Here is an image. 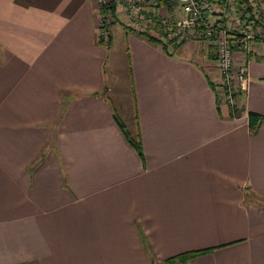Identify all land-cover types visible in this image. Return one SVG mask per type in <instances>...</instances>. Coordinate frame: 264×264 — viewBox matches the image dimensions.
Masks as SVG:
<instances>
[{"label":"crops","instance_id":"0c3cea01","mask_svg":"<svg viewBox=\"0 0 264 264\" xmlns=\"http://www.w3.org/2000/svg\"><path fill=\"white\" fill-rule=\"evenodd\" d=\"M98 8L0 0V264H168L201 249L185 264H264V44L231 113L203 43L164 50L120 24L139 155L113 116L114 24L98 42Z\"/></svg>","mask_w":264,"mask_h":264},{"label":"built area","instance_id":"2783aa9c","mask_svg":"<svg viewBox=\"0 0 264 264\" xmlns=\"http://www.w3.org/2000/svg\"><path fill=\"white\" fill-rule=\"evenodd\" d=\"M176 1L171 14L165 6L157 5V0H97L98 36L108 35L106 25L115 14L131 31H144L150 24L164 27L169 47L191 41L203 43L206 52L212 47L215 89L219 101L234 113L241 108L240 94L248 86V55L253 43L264 44V0L237 4L232 0Z\"/></svg>","mask_w":264,"mask_h":264},{"label":"trees","instance_id":"16d2710c","mask_svg":"<svg viewBox=\"0 0 264 264\" xmlns=\"http://www.w3.org/2000/svg\"><path fill=\"white\" fill-rule=\"evenodd\" d=\"M245 1L246 0H232V2H234L236 4L237 3H244ZM157 2H158L157 5H165V7L171 12V14H173V12L176 9V4H177L176 0H157ZM247 4L249 6L248 8H250L251 4L250 3H247ZM116 23L122 24V22L120 21L118 16L113 14L112 22L110 24L106 25V29L108 31V35H107L106 39L103 36H98V42H100L106 46H110L111 36L109 34V28L111 25L116 24ZM123 25H125V23H123ZM150 25L144 31H134V32L143 36L146 40H148L152 43L159 44L165 50L168 46V41H169V39L167 37L168 36V30H166L164 27H161L159 24H153L151 26ZM151 30H154L155 32H157V34L156 35L153 34V32ZM177 45H175V46H177ZM208 54L210 55L211 58H215V52H214L212 47H210L208 49ZM214 89H215V85H214ZM215 91H216V89H215ZM231 113H233V112H231ZM247 115H248L249 129L252 133H254L257 129L258 122L260 120V114L253 112V111H249ZM113 116H114V119H115L116 123L118 124L119 128L121 129L126 141L134 148V150L139 155H142V143H141V140L138 137V135L132 134L127 129V127L125 126V123L120 119V117L118 116V114L115 111L113 112ZM203 251H205V250L201 249V250H192V251L181 252V253H178V254H175L173 256L168 257L165 261L168 264H185L188 260H190L191 258H193L194 256H196L197 254H199Z\"/></svg>","mask_w":264,"mask_h":264},{"label":"rangeland","instance_id":"374dc122","mask_svg":"<svg viewBox=\"0 0 264 264\" xmlns=\"http://www.w3.org/2000/svg\"><path fill=\"white\" fill-rule=\"evenodd\" d=\"M160 6L162 7L165 5H160ZM120 21L122 22V24L124 23V21H122L121 19ZM111 29L113 33V43L110 50H108V58L104 66L105 70L108 72L107 74H109V76L107 75L108 77H106V80L109 83V85L113 87L112 92L114 94V97L120 96L121 98H123V100H121V102L119 103L114 102L113 106L115 107V112L118 114L120 119L125 123L127 129L133 134L134 121L129 116L130 100H129L128 92H126L125 94V91L128 88V81H129L128 66L125 60H123V58L121 57V56L124 57L127 54V48H125V43H123L124 40L122 35V32H124V28L120 25V23H116ZM141 37L144 38L143 36ZM108 67H109V71H108Z\"/></svg>","mask_w":264,"mask_h":264}]
</instances>
